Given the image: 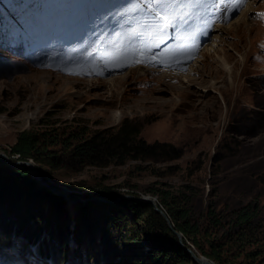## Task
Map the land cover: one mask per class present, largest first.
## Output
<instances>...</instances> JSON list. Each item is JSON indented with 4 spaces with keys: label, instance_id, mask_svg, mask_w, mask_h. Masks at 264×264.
<instances>
[{
    "label": "rangeland",
    "instance_id": "1",
    "mask_svg": "<svg viewBox=\"0 0 264 264\" xmlns=\"http://www.w3.org/2000/svg\"><path fill=\"white\" fill-rule=\"evenodd\" d=\"M95 1L0 0V152L11 149L22 130L41 126L43 116L95 128L126 117L146 119L147 140L184 149L181 158L154 163L155 169L178 164L177 171L155 174L153 163L139 169V161L44 167L47 180L67 187L73 198H86L90 187L150 195L164 210L170 203L160 202L162 192H170L176 204L190 198L202 220L212 206L225 221L223 230L243 206L256 208L264 222V0H186L172 11L157 9L158 20L124 29L114 14L133 0H100L93 11ZM143 25L151 34L127 36ZM216 35L224 50L202 55ZM194 62L199 66L189 83L184 74ZM33 195L35 210L58 209L52 197ZM78 201L67 203V220L59 219L68 222L64 262L46 254L44 242L58 244L60 237L43 226L35 241L10 232L8 242L0 241V264H109L99 247L93 260L85 257L91 238ZM230 252L245 257L235 248ZM255 262L264 264V246Z\"/></svg>",
    "mask_w": 264,
    "mask_h": 264
},
{
    "label": "trees",
    "instance_id": "2",
    "mask_svg": "<svg viewBox=\"0 0 264 264\" xmlns=\"http://www.w3.org/2000/svg\"><path fill=\"white\" fill-rule=\"evenodd\" d=\"M147 122L146 119L126 117L116 126L95 128L86 122L68 124L43 116L39 122L41 126L22 130L6 153L12 160H33L43 172L44 179H47L45 168L81 170L86 166L122 165L129 161H139V169L153 163L150 171L155 174L177 171L180 168L178 164L168 165L164 172L155 169L154 163L181 158L184 149L166 140H147L142 134ZM35 191L44 198L52 197L58 209L44 211L43 207H39L35 210L32 202ZM169 193L162 192L160 202L170 203L165 211L173 227L183 233L187 245L194 246L216 264H256L255 259L264 246V222L256 208L243 206L230 220L231 226L223 230L225 221L212 206L205 213L206 220H202L189 206L190 198L183 200V204H176L175 200H169ZM121 194L111 187H90L85 192L87 200L78 201L80 218L85 222L88 237L91 238L92 252L89 248V251L85 250L88 260H93L96 247H99L104 261L109 264H200L149 200L125 196L109 202L94 198L103 196L112 199ZM67 203L64 196L54 193L32 176L29 166L12 167L3 156L0 157L2 243L9 241L10 232L21 233L35 241L44 226L49 233L56 230L60 237L58 244L44 242L46 254L55 255L58 261L64 262L67 244L63 236L68 231V222L63 223L59 219L67 217ZM48 211L55 214L52 219ZM31 221L35 223H29ZM79 225L78 221L77 229ZM234 248L239 251L238 254H244L243 260H238L239 255L233 258L230 251ZM70 249L79 253L77 247Z\"/></svg>",
    "mask_w": 264,
    "mask_h": 264
},
{
    "label": "water",
    "instance_id": "3",
    "mask_svg": "<svg viewBox=\"0 0 264 264\" xmlns=\"http://www.w3.org/2000/svg\"><path fill=\"white\" fill-rule=\"evenodd\" d=\"M1 156H3L6 159L7 163L12 167H22L25 165L29 166L31 173L33 174L34 177H36L38 179V181L40 183L47 186L54 193L62 194L63 196H65L68 203L75 202L78 200H80V201H86L87 200V198H83L81 196H75L74 198L71 197L70 193H69V189L67 187L57 188V187L51 185L47 179H44L43 172L40 170V168L37 166V164L33 160H19V159L18 160H12L11 157L5 152H0V157ZM125 196H133L135 198L145 199V200H149L150 202H152L155 206V209L164 215V217L167 219L169 224L172 226L173 230L178 234L181 244L188 251H190L192 253L194 259L198 263H200V264H215V262L212 259H210L209 257H207L205 255H199L191 246H189L185 243V241L183 239V233L173 227L171 218L169 217L167 212L158 204V202L156 201V199L154 197H151L150 195H138L137 196L134 194H123V195H119L115 199H113V198L108 199V198H105L103 196H95L94 198L113 202V201H116V200L120 199L121 197H125Z\"/></svg>",
    "mask_w": 264,
    "mask_h": 264
},
{
    "label": "snow or ice",
    "instance_id": "4",
    "mask_svg": "<svg viewBox=\"0 0 264 264\" xmlns=\"http://www.w3.org/2000/svg\"><path fill=\"white\" fill-rule=\"evenodd\" d=\"M186 0H133L129 7L124 9L123 13H115L114 15L121 16L120 28L124 29L131 24H142L147 19L151 21L153 18L157 20L159 17V11H172L173 6L179 8L180 5L185 4ZM155 6V7H154ZM159 9V11H157ZM177 15H179L177 13ZM120 36L121 33H117ZM128 37H142L143 32L139 29H133L127 33ZM159 48V45H156ZM155 59V55H153Z\"/></svg>",
    "mask_w": 264,
    "mask_h": 264
},
{
    "label": "bare ground",
    "instance_id": "5",
    "mask_svg": "<svg viewBox=\"0 0 264 264\" xmlns=\"http://www.w3.org/2000/svg\"><path fill=\"white\" fill-rule=\"evenodd\" d=\"M98 1H100V0H96L93 4H92V6H94V9H93V11H96L97 10V2ZM43 2V1H42ZM251 9V8H250ZM55 11V10H54ZM158 11V10H157ZM224 20V19H223ZM153 23H158V21L156 20V19H154L153 21H152ZM143 24H145L144 23V21H143ZM219 26V25H218ZM142 28V29H141ZM140 28V30L143 32V34H149L150 33V29L148 28V26H146V25H143L142 27ZM216 28V27H215ZM219 30H220V33H222V32H225V30L223 29V28H221V25L219 26V27H217ZM192 31V30H191ZM152 32V31H151ZM151 34V33H150ZM219 34V33H218ZM154 35V34H153ZM220 35H216V36H214V37H216V39L211 43V44H208V45H206V46H204L203 47V50H202V55L203 54H207V53H209V52H211V51H215V50H219V49H223L224 50V48L223 47H219V48H217V46L218 45H220L221 44V42L218 40V39H220L221 38V36L219 37ZM189 37V36H188ZM218 38V39H217ZM161 39V38H160ZM159 41V40H158ZM161 41V40H160ZM146 47V46H145ZM101 49V48H100ZM103 49V48H102ZM101 49V50H102ZM230 55V54H229ZM258 59V58H257ZM256 59V60H257ZM259 62H262V59H260L259 58V60H258ZM197 62V61H196ZM196 62H194L190 67H187V69H188V71L184 74V80H186V81H189V83H192L191 81H193L194 79L193 78H195V77H193L191 74H192V72L193 71H195V69H196V67H198L199 66V64H196ZM196 64V65H195ZM203 67V66H202ZM203 69V68H202ZM245 73H246V70L244 71ZM167 73V72H166ZM171 73V72H170ZM168 75V74H167ZM242 75V74H241ZM254 75H257V74H255L254 73ZM186 77V78H185ZM238 77V76H237ZM196 78H198V77H196ZM199 79H200V82L201 83H203V84H205V83H207L209 80H207L206 78H204L203 77V75L202 76H199ZM117 115H118V113H117ZM118 118H119V116H117ZM116 117V118H117Z\"/></svg>",
    "mask_w": 264,
    "mask_h": 264
}]
</instances>
